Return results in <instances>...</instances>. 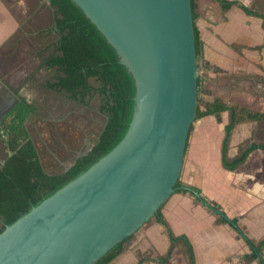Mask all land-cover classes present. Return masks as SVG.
<instances>
[{"label":"water","instance_id":"water-1","mask_svg":"<svg viewBox=\"0 0 264 264\" xmlns=\"http://www.w3.org/2000/svg\"><path fill=\"white\" fill-rule=\"evenodd\" d=\"M72 1L133 76V115L117 145L5 227L0 264H95L179 189L197 108L191 0Z\"/></svg>","mask_w":264,"mask_h":264},{"label":"crops","instance_id":"crops-1","mask_svg":"<svg viewBox=\"0 0 264 264\" xmlns=\"http://www.w3.org/2000/svg\"><path fill=\"white\" fill-rule=\"evenodd\" d=\"M226 1L227 6L218 0H193L194 26L202 42L201 95L210 102L218 99L264 114V0ZM240 4L251 13H246ZM35 14V0H0L1 111L11 108L19 98L34 103V96L25 94L26 87L38 84L48 94L63 96L65 106L80 105L79 110L71 109L70 116L75 111L84 113L85 105L47 89L44 84L49 79L33 80L38 75L41 78L45 69L50 70L43 65L41 54L49 45L37 49L34 44ZM100 116L86 130L88 149L105 125L106 118ZM228 122L227 110L195 119L179 176L186 187L198 189L205 202L216 203L220 209L202 203L185 188L177 189L161 207L173 235L187 238L194 264H262L261 258L264 261V247L260 254L246 242V238L254 243L264 239V151L254 149L235 169L225 168L221 148ZM89 131L97 133L92 142L87 139L91 136ZM252 143L264 145V119L235 125L227 143V161L237 158ZM37 153L43 166L38 150ZM70 166L58 172L43 169L57 174ZM213 208L228 220L235 219L237 230L222 221L224 217L214 213ZM149 221L124 243L123 251L109 264H138L139 260H143L141 264H189L183 241L175 243L167 261H160L170 246L168 230L155 218Z\"/></svg>","mask_w":264,"mask_h":264},{"label":"trees","instance_id":"trees-1","mask_svg":"<svg viewBox=\"0 0 264 264\" xmlns=\"http://www.w3.org/2000/svg\"><path fill=\"white\" fill-rule=\"evenodd\" d=\"M218 1L227 6L226 0ZM49 4L53 11V30L58 39L51 45V54L43 59V65L54 70V77L46 81L44 86L85 106L97 94L100 97L98 112L106 121L87 154L77 158L66 171L48 174L43 170L35 145L25 127V121L35 113L36 106L25 98H19L15 102L0 123V134L6 137L7 149L6 158L3 163L0 161V233L117 145L126 133L133 115L135 81L127 68L120 63L114 47L72 0H49ZM191 4L193 13V0ZM240 6L246 13H251L246 6ZM194 39L197 61H200L202 42L195 26ZM90 79L98 85L93 86ZM203 92L198 77L195 119L225 110L229 112V122L225 127L221 148V159L225 168L235 169L254 149L264 151V145L252 143L237 158L227 161V143L235 125L245 120L264 119V114L236 104L227 105L218 99L207 101L201 95ZM176 187L184 189L186 186L178 179ZM192 189L200 193L198 189ZM206 202L220 209L216 203ZM155 219L167 227L170 241L167 254L160 261H167L175 243L183 241L189 255V264H194L193 252L187 238L173 235L163 219L161 208ZM231 222L236 224L235 219ZM130 237L113 247L95 264H109L123 251V245ZM246 242L261 254L264 239L254 243L246 238ZM142 262L143 260H139L138 264ZM260 262L264 264L262 258Z\"/></svg>","mask_w":264,"mask_h":264},{"label":"rangeland","instance_id":"rangeland-1","mask_svg":"<svg viewBox=\"0 0 264 264\" xmlns=\"http://www.w3.org/2000/svg\"><path fill=\"white\" fill-rule=\"evenodd\" d=\"M35 7L36 14L33 24L37 33L35 34L34 44L37 49L49 45V48L41 52L44 58H46L51 54V45L58 39V36L53 30V11L45 0H35ZM197 64L199 76L201 70V68H199L200 61H198ZM53 77L54 70L45 69V73L41 78L38 75L37 78H33V80H51ZM90 82L95 87L98 85L93 79H90ZM26 88L27 91L25 94L34 96L33 102L36 106V113L30 115L26 121L27 131L30 133L36 149L39 151L43 167L48 169V172H58L66 166L71 165L79 154L86 152V149H88L86 130L95 117L100 116L98 114L100 97L95 94L87 105L82 107L84 113L75 111L74 114L70 116L68 113L71 109L76 108L79 110L80 105L74 104L71 107H67L65 106L67 101L64 100L63 96L48 94V92L45 90L43 91L38 84L36 86L34 85L32 88L31 84H29ZM69 103L70 106L72 103ZM90 132L91 131H89V133ZM96 134L95 131H92L90 133L91 136L87 139L92 142L96 138ZM6 156L7 150L5 144L0 141V161L4 160Z\"/></svg>","mask_w":264,"mask_h":264},{"label":"flooded vegetation","instance_id":"flooded-vegetation-1","mask_svg":"<svg viewBox=\"0 0 264 264\" xmlns=\"http://www.w3.org/2000/svg\"><path fill=\"white\" fill-rule=\"evenodd\" d=\"M9 109H10V108H9ZM9 109H8V110H7V109H4L3 111L0 112V123H1V120L5 117V114L9 111ZM25 122H26V121H25ZM0 135H1V134H0ZM5 140H6V137L3 136V135H1V136H0V141H2V142L5 144V148H6ZM6 150H7V149H6ZM87 153H88V152H87ZM87 153H86V154H87ZM81 156H84V155L81 154V155H79L77 158H79V157H81ZM77 158H76V159H77ZM76 159H75L74 161H76ZM3 161H4V160H2L1 163H2ZM74 161H73V162H74ZM71 165H73V163H72ZM42 167H43V166H42ZM43 170H44V169H43ZM44 171H45V170H44ZM64 171H66V170H64ZM62 172H63V171H62ZM46 173H47V172H46ZM48 174H49V173H48Z\"/></svg>","mask_w":264,"mask_h":264},{"label":"built area","instance_id":"built-area-1","mask_svg":"<svg viewBox=\"0 0 264 264\" xmlns=\"http://www.w3.org/2000/svg\"><path fill=\"white\" fill-rule=\"evenodd\" d=\"M199 77V76H198Z\"/></svg>","mask_w":264,"mask_h":264}]
</instances>
